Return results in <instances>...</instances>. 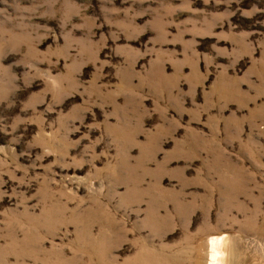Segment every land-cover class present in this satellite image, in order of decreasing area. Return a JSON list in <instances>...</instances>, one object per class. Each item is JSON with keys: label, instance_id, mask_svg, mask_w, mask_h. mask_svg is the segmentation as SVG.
Returning <instances> with one entry per match:
<instances>
[{"label": "rangeland", "instance_id": "rangeland-1", "mask_svg": "<svg viewBox=\"0 0 264 264\" xmlns=\"http://www.w3.org/2000/svg\"><path fill=\"white\" fill-rule=\"evenodd\" d=\"M222 237L264 264V0H0V264Z\"/></svg>", "mask_w": 264, "mask_h": 264}, {"label": "bare ground", "instance_id": "bare-ground-1", "mask_svg": "<svg viewBox=\"0 0 264 264\" xmlns=\"http://www.w3.org/2000/svg\"><path fill=\"white\" fill-rule=\"evenodd\" d=\"M227 237L214 238L211 240V261L210 264H227V249L229 243ZM228 243V244H227ZM229 259V258H228ZM230 261V260H229ZM232 263V262H231ZM229 263V264H231Z\"/></svg>", "mask_w": 264, "mask_h": 264}]
</instances>
